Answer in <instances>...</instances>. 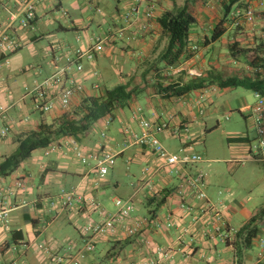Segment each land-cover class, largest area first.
Returning a JSON list of instances; mask_svg holds the SVG:
<instances>
[{"label": "crops", "instance_id": "crops-1", "mask_svg": "<svg viewBox=\"0 0 264 264\" xmlns=\"http://www.w3.org/2000/svg\"><path fill=\"white\" fill-rule=\"evenodd\" d=\"M173 1L158 0L154 18L148 21L149 26L146 31L141 32L139 27L140 23L145 22L143 18L135 21L126 28L124 37H114L113 41L105 46L103 52L96 54L92 62L83 60L84 74L79 75L84 84L90 87L95 81L89 75L90 70L95 68L99 73L100 87L103 89H110L116 85H128V89L136 87L128 104L115 111L110 125L105 129V138H101L102 128L97 126L91 128L78 143L87 152L102 147L109 148L116 155L115 164L119 158L126 170L138 173L136 181H132L133 176H127L129 185L126 190L119 181L112 180L108 175L114 170V165L107 176L95 184L96 175L91 169L92 164L80 165L67 148L48 156L43 155L42 152L39 156L29 157L12 175L0 179V186H6L11 184L15 178H25L24 189L16 192L14 202L25 200L29 203L27 206L17 207L11 211L9 230L0 226V264H8L12 258L8 247L13 244L10 243V239L11 231L14 229H20L23 233V240L20 243L31 245L30 249L20 250L13 255L16 264H40L43 259L42 255L32 248L38 243L44 242L56 249L65 244V240L80 243V221L84 222L87 217L97 219V211L92 210L87 203L80 205L77 210L56 209L49 212L46 210L48 202L57 196L61 187L71 186L79 187L87 198L95 199L99 208L106 214L115 211L112 198L119 197L132 201L134 206L131 212L132 218L144 217L150 221L158 219L164 222L169 217L173 221L175 226L171 229L165 226L154 228L150 224L144 232L145 237L151 241L148 247L138 246L135 237H126L122 231H117L109 239L102 240L98 245L108 244L110 246L104 258L112 259L113 264L119 258L127 264L146 258L154 260L155 264H237L239 259H237L232 244L226 241L227 238L217 236L212 238L207 235L206 231L209 229L207 216L197 222L192 221V217L199 214L203 201L197 200L192 194H187L184 200L191 209L187 212L181 210L174 193L180 177L174 173H166L165 169L160 167L161 163L156 156L144 147L130 145L124 140L123 132L126 129L132 132L140 131L141 118L152 122L166 121L171 125L185 123L190 133L187 145L192 150L199 134L209 129L207 117L211 114L212 108L225 91L234 89H221L216 83L207 86L217 87L218 90L210 94L208 100L200 107L203 113L199 114V107L194 104V96L198 90L176 97L162 93L161 88L151 87L153 83H156V79L151 74L146 76L147 83L141 80L139 67L147 59L155 58L165 43L155 20L163 10L172 6ZM247 1L249 0H245L244 4ZM260 1L264 2V0H250L249 4L257 8L264 16V7H259ZM66 2H70L71 6L79 7L81 13L86 10L94 12L98 16L97 20L94 21L89 15L87 22L84 23L75 15H70L68 10L66 11L67 16L62 15L61 20L53 18L52 14L63 9V4ZM132 2L133 0H49L38 7L36 18L27 28L18 27L17 21L12 24L8 32L20 42L21 47L9 55L18 54L24 47L31 50L33 57L37 58V54L33 52V46L41 40L45 41L46 45L42 48L40 62L25 65V63H20L19 55H14L11 61L7 58L0 67V109L3 110L0 116V131L5 127L8 128L7 134L0 137V160L3 155L9 154L14 149V136L17 133L37 127L41 119L50 120L67 111V109L63 110L56 106L47 115H41L34 111L33 100L28 91L51 75L58 65H62L66 54L72 53L76 48L85 49L88 36L106 33L108 28H114L115 17L125 11ZM92 4L101 8L103 15H99ZM20 7V0H0V22H4L9 13H16ZM139 8L142 11L143 7ZM196 17L198 24L192 29L189 43L191 56L184 59L182 64L174 70L165 69L164 72L169 78L161 82L165 85L168 83L186 84L192 78L193 73L205 78L242 74L246 72L247 67L229 56L230 43L228 41L222 45L224 37L236 31V39L233 40L251 46L257 45L260 39H264V17H261L250 24L242 23L238 27L229 25L227 32L220 40L199 47V40L204 36L210 37L220 15L215 4L209 9L200 7ZM241 31L246 33V40L238 38ZM71 33L73 36L69 35ZM77 37L81 38L80 42L76 41ZM215 44H217L216 47ZM193 47L196 49L193 50ZM57 57L61 59L56 61ZM111 65L113 71L108 72L107 68ZM72 68L73 66H70L71 74L78 77ZM14 72L21 73L25 77L19 80ZM91 93L93 92L87 91V94ZM254 101V92H252L249 103L244 99L240 102L241 104L239 103L246 130H242L239 125L227 132L228 139L245 138L248 141L233 142L231 140L229 160H204L202 157V161L188 165L186 169L189 174H194L197 170L204 173L202 189L208 200L224 216L227 229L232 230L228 237L230 242L237 229L252 216L264 211V199L260 198L264 196V162L252 156L248 147L256 138L255 122L251 116ZM136 107H140L141 112L134 117L132 112ZM243 109H246L247 113L243 112ZM33 112L38 113L39 116L33 117L31 115ZM158 137L171 152H177L183 144L182 134L176 136L168 131ZM208 161L227 162L234 166L233 168L243 167L245 163H250L249 167H252V172L250 177H245V179H237L234 174L227 177V172L224 170L220 172L219 177L216 174L212 176L211 174L215 172L214 168L211 167L209 172H205ZM144 167H149L153 171L160 167L147 183L141 179ZM233 168L231 172L235 173L237 169L233 170ZM153 196H158L159 200L164 199V202L154 212L155 204L148 203L149 198ZM27 219H32L35 223ZM66 225L76 228L78 237L66 232L61 240L58 232L62 231ZM259 226L258 237L253 244L256 247V253H251L250 249L243 250L239 264L264 263V247H260L259 244V240L264 241V218L259 222ZM184 229H187L185 233H183ZM181 233H183L182 240L178 243L177 236ZM157 248H164L166 256L159 253ZM260 253H262L261 256ZM88 258L85 257L82 264H95L94 259L89 260Z\"/></svg>", "mask_w": 264, "mask_h": 264}, {"label": "built area", "instance_id": "built-area-1", "mask_svg": "<svg viewBox=\"0 0 264 264\" xmlns=\"http://www.w3.org/2000/svg\"><path fill=\"white\" fill-rule=\"evenodd\" d=\"M8 1V0H7ZM49 0H20L21 7L16 13H9L8 18L4 22H0V51L10 54L15 52L21 47L19 41L10 35L8 30L12 24L17 21L18 27L25 29L36 18L38 7ZM158 0H133L131 5L123 11L121 14L115 17V27L108 28L106 33L91 35L87 37V47L85 49L76 48L72 53L65 55V62L62 65H58L56 70L37 83L28 94L31 95L33 100V109L39 112L41 115H47L56 106L65 110L74 102V100L81 94L86 93L88 90L95 91L99 88V83L96 82L99 79V73L95 68L90 70V76L95 81L86 86L79 75L84 74L83 60L92 62L96 56L104 51L107 44L113 41V38L124 37L126 28L132 25L135 21L143 18L145 22L140 23V31L144 32L148 28V21L154 18V14L157 8ZM259 7H264L263 2H259ZM93 8L99 15H103V11L96 4H92ZM142 6V11L140 10ZM63 16H67L66 11H62ZM264 17L257 8L253 5L247 4L242 9L234 8L231 12V20L233 26L241 25L242 23H253V21ZM77 42L81 41L80 37L76 38ZM193 50L196 47L192 48ZM61 58L57 57L58 61ZM6 61V60H5ZM70 66H73V71L78 77L71 74ZM174 70V68H170ZM194 76L200 74L193 73ZM217 87H204L197 91L194 96V104L199 107V114L203 113V109L200 108L210 97L212 92L217 91ZM255 102L252 106L251 116L255 122L256 138L249 144V153L264 162V98L259 93H254ZM2 109H0V116ZM141 112L140 107H136L132 116H138ZM228 119V117H226ZM111 123L110 117L102 118L93 127H101V138H105V129ZM140 131L132 132L126 129L123 132L124 140L130 145H137L144 147L150 151L160 161L162 168L166 173H174L180 177V180L175 188V195L178 198L179 208L185 212L191 208L185 203V197L187 194H192L197 200L203 201V205L199 209V214L192 217L193 222H197L202 217H208L209 229L206 231L207 235L215 238L221 237L226 239L231 234L232 230L227 229L225 218L218 208L211 203L204 190L202 189L204 173L201 170H197L194 174L187 173V166L194 165L202 161V157L193 153L191 147L187 145V141L190 140L189 127L185 123L171 125L169 122L160 121L152 122L149 119L141 118L139 121ZM170 132L174 135H183L182 146L177 152L169 151L160 141L158 135ZM8 132V128L5 127L0 131V136L4 137ZM69 149L75 159L80 165H91V169L96 175L95 184L102 181L108 174V172L115 165L116 155L109 148H99L95 151H85L74 140L62 138L54 141L50 146L44 149V155L59 151L61 149ZM158 167L154 171L149 167H144L142 171V181L149 182L150 177L155 174L160 168ZM25 178H15V180L6 186H0V226L5 230L10 228V213L17 207L27 206L29 203L25 200L20 202H14V196L16 192L24 189ZM36 203V202H34ZM87 203L92 210L97 211L98 218H86L83 225L79 228L80 232V246H77L74 242H68L62 244L56 249L43 243H38L32 246L42 255V261L40 264H82L88 253L94 252L97 245L102 241L109 239L115 232L122 231L126 237H135L136 244L138 246L151 245V241L145 237L144 232L150 227V224L154 228L165 226L167 229L174 228L173 221L168 217L164 222L160 220H148V218H132L131 212L134 210V206L130 199H122L119 197H113L112 203L115 207V211L111 214H106L93 198H87L79 187L71 186L69 188L61 187L57 196L51 199L47 204V212L56 209H75L77 210L80 205ZM206 217V218H207ZM187 229H184L185 233ZM183 233L177 236V242L181 243ZM191 242V239H190ZM260 247H264V241L259 240ZM31 245L28 243L11 244L8 250L11 254L16 255L20 250L30 249ZM169 250V249H168ZM157 251L166 256L164 248H157ZM262 253H260V256ZM15 256H12L8 264H16ZM114 264H127L123 259H116ZM130 264H155L154 260L146 258L139 262H133Z\"/></svg>", "mask_w": 264, "mask_h": 264}, {"label": "trees", "instance_id": "trees-1", "mask_svg": "<svg viewBox=\"0 0 264 264\" xmlns=\"http://www.w3.org/2000/svg\"><path fill=\"white\" fill-rule=\"evenodd\" d=\"M245 0H183L182 3L173 1L172 6L163 10L156 18L165 43L155 58H149L138 70L139 77L144 83H147L146 76L151 74L156 79L151 87L161 88L171 96H182L193 90H200L210 86L213 83L218 84L219 88H242L259 93L264 98V39H260L255 46L242 44L239 41L230 40L228 46L229 56L240 61L246 72L242 74L221 77L213 76L205 78L202 75L192 76L186 84L161 83L166 81L165 69L177 68L184 59L191 56L190 40L192 29L198 24L196 14L200 7L211 8L216 4L219 20L214 25L210 37L204 36L199 40V47H204L209 42H215L227 32L228 26L232 25L231 12L234 8L242 9L246 4ZM263 2V1H260ZM264 4V2H263ZM239 26V25H238ZM237 26V27H238ZM9 54L0 51V63L4 61ZM152 78V79H154ZM99 88L91 94H81L67 108V111L50 120L41 119L37 127L20 131L14 136L15 147L9 153L1 157L0 160V179L12 175L22 163L31 157V154L37 149H45L54 141L61 138L73 139L80 142L87 132L93 128L102 118H113L115 111L119 107L127 105L136 87L128 89V85H116L110 89ZM160 82V83H159ZM232 139H228L231 142ZM248 139L234 138L233 142H245ZM164 202V199L153 196L149 198L148 203L155 204L154 211ZM264 218V211L252 216L246 223L237 229L232 235V244L239 264L243 250L250 249L259 234V222ZM28 221L35 223L32 219ZM10 243L18 244L23 240V233L20 229L11 231ZM112 256V255H111ZM109 257V256H108ZM264 264V263H260Z\"/></svg>", "mask_w": 264, "mask_h": 264}, {"label": "rangeland", "instance_id": "rangeland-1", "mask_svg": "<svg viewBox=\"0 0 264 264\" xmlns=\"http://www.w3.org/2000/svg\"><path fill=\"white\" fill-rule=\"evenodd\" d=\"M176 1L178 3L183 2V0H176ZM109 4L111 5L110 2ZM201 8H205V7H201ZM67 10L69 11L70 15L72 16L75 15L77 19H79L80 21L81 20L84 21V23L87 22L89 15L93 17L94 21H96L98 18V16L94 12H91L88 10L81 13L80 8L71 6L70 2H66L65 4H63V9H59L58 12L53 13L52 17L55 19L61 20L60 18H62V11H67ZM61 24H63L62 21H61ZM69 35L73 36L72 33ZM238 35H239L238 38L240 40L242 39L244 40V38L245 40L247 39L246 33H244L243 31H241ZM235 36H236V31L235 32L233 31L229 33L228 35H226L224 37L225 39L223 40L224 42L222 43V45H224L225 42H228L231 39L232 40L234 38L236 39ZM44 45H46V42L41 40L33 46V52L37 54L38 56L37 58L33 57V55L31 54L32 53L31 50H29L28 48H24V47L23 49L20 50L18 54L9 55V57L7 58L10 59L11 61V58L14 55L16 56L19 55L18 57H21L20 63L22 64L25 63V65L33 64L34 62H40L42 60L40 57V54H41L42 48H44ZM216 45L217 44H215V47ZM7 58L5 60H7ZM5 60L2 61V63H0V67L2 66V64H4ZM108 67H109L107 68L108 72L113 71L112 65ZM31 71H33V69H31ZM14 73L16 74L19 80L25 77L21 73H16V72ZM27 73L31 74V72H27ZM251 97H252V91L245 90L242 88H234L233 90L225 91L222 97L218 100L217 104L212 108L213 110L211 114L208 115L207 117L209 129L207 131H204L203 133H200L197 139L195 140L196 143L194 145V148L192 149L193 153L200 155L201 157H203L204 160H215V159L229 160L230 155H231L230 147L232 146V142L228 141L227 132L236 128L239 125L241 126L240 128L242 130L244 131L246 130V124L243 118L241 117L239 103L242 102V99L247 100V102L249 103L251 101ZM242 111L247 113L246 109H243ZM31 115L33 117L39 116L38 113L36 112H33ZM226 117H228V119H226ZM42 152L44 153L43 149H37L31 154V156L32 157L39 156L41 155ZM216 162L218 161H210L208 164H206L205 172H209V170L212 167L215 170V172L211 174L212 176L216 174L219 177L220 172L224 170V172H227V177L234 174L235 178L237 179L238 178L245 179V177L249 178L252 172V167H249L251 166L250 163H245L243 167L239 166L238 168L237 167L233 168L234 166H232L231 164H228L227 162H220V163H216ZM232 168L233 170L237 169L238 171L236 170L235 173H232L231 172ZM127 176H133L132 181L135 182L137 179L138 173L137 172L134 173L132 170H126L124 168V165L121 163L120 159L117 158L115 168L112 172L109 173L108 177H110L112 180L119 181L122 187H125V189L127 190V187L129 185V180L126 179ZM117 194L120 195V193H117ZM260 198L264 199V196ZM82 225H83V222L80 221L79 226L81 227ZM66 232H70L72 233L73 236L78 237L77 236L78 231L76 230V228L71 227L70 225H66L62 231H59L58 234L60 235V237L59 236L58 237L61 240H63L64 233ZM64 242L68 243V240L67 241L65 240ZM71 242H74L77 246H80V243L77 244L75 241H71ZM109 247L110 246L108 244L98 245L94 252H91L85 255L86 257H89L88 258L89 260L94 259L95 264H113L112 259L104 258L106 255V251L110 249ZM250 250H251L250 251L251 253L253 254L256 253V247L252 246Z\"/></svg>", "mask_w": 264, "mask_h": 264}]
</instances>
